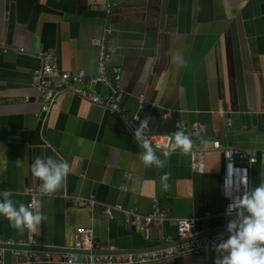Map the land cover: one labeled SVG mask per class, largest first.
<instances>
[{"label": "crops", "instance_id": "1", "mask_svg": "<svg viewBox=\"0 0 264 264\" xmlns=\"http://www.w3.org/2000/svg\"><path fill=\"white\" fill-rule=\"evenodd\" d=\"M114 1L106 15V0H96L95 7L90 0H41L57 13L45 16L55 24L53 47L46 52L53 53L59 70L93 76L97 49L90 41L110 26L107 44L113 53L107 73L121 90L122 109L136 111V98L143 95L146 107L140 115L146 123L155 110L147 124L151 131L190 133L193 124L201 125L202 132L190 139L207 149L203 171H192L190 156L183 152L165 159L163 151L153 149L164 166L143 164V149L121 119L74 95H59L48 113H41L31 79L43 53L40 27L28 31L0 0V46L9 48L6 53L0 49V190H7L15 204L27 205L26 190L39 187L30 171L38 155L70 166L60 189L37 198L45 219L17 230L0 217L1 238L68 248L75 229L87 228L94 250L142 251L177 241L175 219L223 217L225 225L223 160L210 149L213 139L222 147L254 150L249 189L264 181V0H177L174 13L167 12L168 0ZM96 89L104 94L108 86L98 83ZM164 172L169 173L166 189L160 181ZM73 196L132 206L142 214L155 203L168 211L169 219L152 226L145 237L127 224L122 212L107 219L97 206L73 203ZM214 255L185 254L156 264H213ZM0 260L18 264L8 250Z\"/></svg>", "mask_w": 264, "mask_h": 264}, {"label": "built area", "instance_id": "2", "mask_svg": "<svg viewBox=\"0 0 264 264\" xmlns=\"http://www.w3.org/2000/svg\"><path fill=\"white\" fill-rule=\"evenodd\" d=\"M90 2L92 7L96 6V0H90ZM115 5L114 0H106L105 14H110L111 9ZM112 31V28L107 25L103 28L100 38L90 41L91 45L97 49L96 67L98 74L96 76H88L82 70L74 72L59 70L54 63L52 52L47 51L39 54V66L32 71L31 79L32 85L40 97V112L48 113L59 95L71 94L116 115L137 142L139 141L135 136V130L143 124L141 131L149 138L153 149L164 152L167 150L171 133H160L149 129L146 121L140 115L146 105L144 96H137L136 111L134 112H125L120 105L121 90L110 81L107 73V63L113 53V48L107 44V38L112 34ZM0 49L3 53L9 50L7 46H0ZM13 50L21 54L26 53L23 48H15ZM98 83L108 86L106 93L100 94L97 91L96 85ZM262 112L264 114V104ZM175 127L180 128L181 123H176ZM190 130V133H186L189 138L193 133L202 132L203 127L195 123ZM210 149L219 151L222 154L223 169L220 186L225 210L226 205L229 203V199L223 195L222 189L226 175V164L230 161L234 168L247 170L241 182V191H244L249 189V166L256 162L257 157L255 151L251 149L222 147L218 139L211 141ZM206 150V148L201 146V142L192 144L191 149L187 152L191 159L190 167L192 171H203L201 159ZM173 152L181 153L179 148ZM129 176L127 174L123 188L126 187ZM26 194L29 197L28 205L33 199L41 196L43 192L40 187H35L27 189ZM71 201L78 206L89 209L97 206L101 214L107 219H112L114 212L120 211L124 214L127 224L138 229L145 237L149 234L152 226L169 219L168 211L162 210L155 203L152 204L148 213L142 214L135 207L124 208L119 203L113 205L98 203L92 197L73 196ZM193 223L194 219H175L178 242L142 251L92 252L93 236L91 230L87 228L75 229L72 245L58 251L35 249L34 247L38 246V244L30 239L14 240L0 237V257L4 251L8 250L18 264H149L185 254H190L194 257L204 256L214 251L215 243L218 242V238L223 232L207 237L189 238L192 236L190 230ZM0 264H3L1 260Z\"/></svg>", "mask_w": 264, "mask_h": 264}, {"label": "clouds", "instance_id": "3", "mask_svg": "<svg viewBox=\"0 0 264 264\" xmlns=\"http://www.w3.org/2000/svg\"><path fill=\"white\" fill-rule=\"evenodd\" d=\"M142 127L143 124L135 130L139 146L143 149L139 159L145 165L163 167L165 160L154 153L149 138L141 131ZM192 144L193 141L184 131L176 130L170 134V141L163 156L166 159L178 148L187 153ZM69 167L65 160L38 155L31 162L30 171L38 178L42 192L48 194L61 188ZM246 173V169L234 168L230 161L226 164L222 189L223 195L229 199L224 210L228 219L224 232L215 243L213 264H264V181L241 191V182ZM168 176V172L160 176L161 187L164 189L168 186ZM40 207V201L37 199H33L28 205L15 204L7 190H0V217L7 219L10 227L17 230L34 228L45 219Z\"/></svg>", "mask_w": 264, "mask_h": 264}, {"label": "water", "instance_id": "4", "mask_svg": "<svg viewBox=\"0 0 264 264\" xmlns=\"http://www.w3.org/2000/svg\"><path fill=\"white\" fill-rule=\"evenodd\" d=\"M176 4H177V0H168L167 12L174 13ZM4 5H5V9L7 12L9 11L10 8L14 9L13 12L15 14L16 22L19 24L25 25L28 31L34 32L37 27H40L41 34H42V38H41V44H42V50H43L42 52H46L48 48L53 47L55 24L54 22L46 20L45 16L50 15V14H57L56 11L47 7L45 4L41 2V0H4ZM260 11L261 13H264V2L260 4ZM97 74H98V71L93 76H96ZM154 113H155V110H152L149 115L147 124H149ZM223 222H224L223 217H216V218L205 217L202 219L194 220L192 229L190 230L192 236L189 238L207 237V236H211L217 233L224 232ZM203 230L204 232L201 234H196V235L194 234L195 231L201 232ZM148 236L149 234L147 235V237ZM176 242L178 241H174L172 243H176ZM167 244L169 245L171 243H167ZM34 248L42 249V250H53V251H58V250L63 249V248H59L56 246H45L42 248H39L38 246H36ZM92 252H105V251L93 249ZM112 252H119V251H112ZM149 264H156V263H149Z\"/></svg>", "mask_w": 264, "mask_h": 264}]
</instances>
